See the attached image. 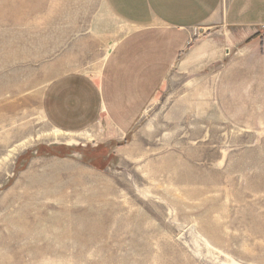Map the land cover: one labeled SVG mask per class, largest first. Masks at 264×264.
<instances>
[{
	"label": "rangeland",
	"instance_id": "374dc122",
	"mask_svg": "<svg viewBox=\"0 0 264 264\" xmlns=\"http://www.w3.org/2000/svg\"><path fill=\"white\" fill-rule=\"evenodd\" d=\"M19 3L0 0L1 84L6 30L36 23ZM173 72L121 141L57 136L0 96V264H264V144L197 116Z\"/></svg>",
	"mask_w": 264,
	"mask_h": 264
},
{
	"label": "crops",
	"instance_id": "0c3cea01",
	"mask_svg": "<svg viewBox=\"0 0 264 264\" xmlns=\"http://www.w3.org/2000/svg\"><path fill=\"white\" fill-rule=\"evenodd\" d=\"M34 1L36 23L5 32L13 117L35 102L56 133L121 141L177 70L182 103L263 146L264 0Z\"/></svg>",
	"mask_w": 264,
	"mask_h": 264
},
{
	"label": "bare ground",
	"instance_id": "6f19581e",
	"mask_svg": "<svg viewBox=\"0 0 264 264\" xmlns=\"http://www.w3.org/2000/svg\"><path fill=\"white\" fill-rule=\"evenodd\" d=\"M58 134V135H57ZM56 135L57 136H59V133H56ZM55 135V136H56ZM19 151V148L18 149H16L15 151H13V152H11V154L10 155H8L7 157H6V159H5V161H8L9 159H11L13 156H15L16 155V153ZM10 163V162H9ZM7 167V166H6ZM5 168V167H4Z\"/></svg>",
	"mask_w": 264,
	"mask_h": 264
}]
</instances>
